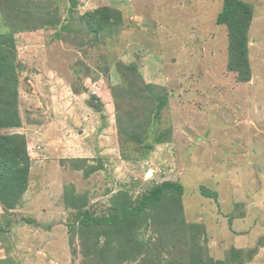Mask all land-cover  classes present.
I'll list each match as a JSON object with an SVG mask.
<instances>
[{
	"label": "rangeland",
	"instance_id": "1",
	"mask_svg": "<svg viewBox=\"0 0 264 264\" xmlns=\"http://www.w3.org/2000/svg\"><path fill=\"white\" fill-rule=\"evenodd\" d=\"M226 1L0 0V264L252 255L215 235L264 233V0Z\"/></svg>",
	"mask_w": 264,
	"mask_h": 264
},
{
	"label": "crops",
	"instance_id": "2",
	"mask_svg": "<svg viewBox=\"0 0 264 264\" xmlns=\"http://www.w3.org/2000/svg\"><path fill=\"white\" fill-rule=\"evenodd\" d=\"M243 205H239L242 208ZM236 209V208H235ZM253 211V210H252ZM250 210L248 211V214ZM246 216V215H245ZM244 215L236 217V223L239 226L234 232H227L222 236L215 235L219 237V241L222 242L221 246H226L230 244L233 248L237 249H253L252 255L244 259L241 264H264V244L259 245V237L264 238V233H260L257 229L253 227V220L247 219ZM250 229L249 232H245ZM224 233V232H222ZM262 240V239H261ZM264 242V241H263Z\"/></svg>",
	"mask_w": 264,
	"mask_h": 264
},
{
	"label": "trees",
	"instance_id": "3",
	"mask_svg": "<svg viewBox=\"0 0 264 264\" xmlns=\"http://www.w3.org/2000/svg\"><path fill=\"white\" fill-rule=\"evenodd\" d=\"M227 1L225 0V3H226ZM236 2V1H235ZM242 5L245 7V9H246V13L248 14V16H247V20H248V17L250 16V14H251V8L249 7V4H245V3H242ZM245 13V12H244ZM243 13V19L244 18H246V15ZM246 20V21H247ZM231 22H236V19H234V18H231V19H229V23H231ZM234 27V26H233ZM233 27H231L232 29H231V33H233ZM230 42H233L234 41V35L233 34H230ZM229 42V43H230ZM231 47L229 48V50H230V56H231V59L233 58V55H235L234 54V48H233V46L232 45H230ZM242 46H243V49L241 50V53L240 54H242V53H245L244 51H246L245 50V45L242 43ZM240 54H238V57H240ZM235 57V56H234ZM230 60V59H229ZM229 62L230 61H228V66H229ZM237 70L239 69V68H236Z\"/></svg>",
	"mask_w": 264,
	"mask_h": 264
}]
</instances>
